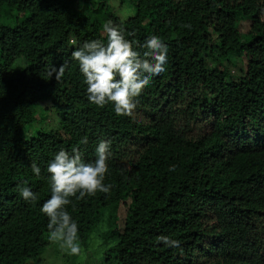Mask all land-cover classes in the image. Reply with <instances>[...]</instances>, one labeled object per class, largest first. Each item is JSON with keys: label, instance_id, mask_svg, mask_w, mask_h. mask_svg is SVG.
I'll use <instances>...</instances> for the list:
<instances>
[{"label": "trees", "instance_id": "16d2710c", "mask_svg": "<svg viewBox=\"0 0 264 264\" xmlns=\"http://www.w3.org/2000/svg\"><path fill=\"white\" fill-rule=\"evenodd\" d=\"M113 2L0 0V264H44L61 250L40 212L47 162L74 147L92 161L102 139L112 188L71 198L81 253L64 264H86L93 240L107 244L100 264H264V0ZM108 19L139 44L158 34L168 45L166 71L131 116L90 104L71 59L105 38ZM65 62L64 76L50 79L48 67ZM47 118L53 127L29 136ZM18 186L37 200L25 202Z\"/></svg>", "mask_w": 264, "mask_h": 264}, {"label": "clouds", "instance_id": "9594fccd", "mask_svg": "<svg viewBox=\"0 0 264 264\" xmlns=\"http://www.w3.org/2000/svg\"><path fill=\"white\" fill-rule=\"evenodd\" d=\"M118 0L112 6H117ZM121 22L127 19L119 13ZM105 38L86 40L71 51V59L78 65L79 73L86 85V99L98 108L111 104L117 116H131L139 97L153 77L166 71L168 45L158 34L148 35L142 44L127 38L122 23L108 19L103 25ZM131 35V33H128ZM142 48L143 51H138ZM68 67L67 62L50 65L47 74L50 79L60 80ZM87 144L85 136L80 141ZM111 144L108 140L97 142L95 159L86 162L81 150L59 149L47 162V180L50 196L40 206V212L47 219L48 239L56 242L66 254L81 253L79 227L68 206L71 198L83 199L98 192L109 193L112 185L105 183L109 171ZM31 172L41 176V167L33 162ZM19 196L25 202H35L37 194L29 186H18ZM168 248H179L180 241L168 235L158 237Z\"/></svg>", "mask_w": 264, "mask_h": 264}, {"label": "rangeland", "instance_id": "374dc122", "mask_svg": "<svg viewBox=\"0 0 264 264\" xmlns=\"http://www.w3.org/2000/svg\"><path fill=\"white\" fill-rule=\"evenodd\" d=\"M40 107L43 109L42 105ZM43 126L45 128L46 127L52 128L53 125H52L51 119L47 118V120L45 121L43 125H34L31 127H28L27 132L29 136L35 135L37 131L39 130V128ZM97 243H99L98 240H93V242L90 244L91 248L88 251V253H86V256L84 257L86 264H100L99 262L100 254L102 253L104 249H106L107 244L105 246L104 245L101 246V245H98ZM65 254L66 252L63 249H61L59 252H58V248L51 249L43 255V263L44 264H64L63 261H64Z\"/></svg>", "mask_w": 264, "mask_h": 264}]
</instances>
